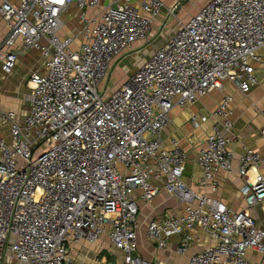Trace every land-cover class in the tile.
<instances>
[{"label":"built area","instance_id":"1","mask_svg":"<svg viewBox=\"0 0 264 264\" xmlns=\"http://www.w3.org/2000/svg\"><path fill=\"white\" fill-rule=\"evenodd\" d=\"M164 0H0L8 31L0 43L5 74L19 53L36 49L43 72L31 75V109L0 107V264H80L73 246L107 235L123 253L118 263L155 264L136 255L141 227L139 200L164 190L183 209L151 219L147 237L164 247L183 237L185 254L200 227L210 237L187 264H250V248L264 253V227L250 209L264 200V156L245 149L239 158L246 206L233 210L184 179L186 152L162 131L176 106H187L224 80L243 92L257 83L255 64L264 51V0H207L173 35L128 75L108 88L114 62L143 39L160 16ZM179 2L169 8L175 13ZM75 9L77 34L64 32ZM91 10H94L92 13ZM106 84V85H105ZM231 97L214 111L221 119L199 149L202 184L216 189L219 170H230L233 152L220 129L233 127ZM207 116L193 114L199 127ZM264 141V126L261 128Z\"/></svg>","mask_w":264,"mask_h":264},{"label":"crops","instance_id":"2","mask_svg":"<svg viewBox=\"0 0 264 264\" xmlns=\"http://www.w3.org/2000/svg\"><path fill=\"white\" fill-rule=\"evenodd\" d=\"M107 1L104 0V3ZM176 1L164 0L165 4L170 2V6ZM201 5L186 15L183 20L194 14ZM166 7L169 8L165 5L163 10H166ZM93 11L91 10L92 13H94ZM171 14L175 15L176 12L172 13L169 10L164 11L162 15L160 14L155 19L147 36L133 41L125 53L114 62L110 79L116 67L120 70V75L111 88L120 86L128 75L134 73L153 54L157 46L166 42L173 35L179 20L169 22V15ZM69 24L73 29L70 30L66 26L64 32L77 34L82 25V20L75 9L71 10ZM7 31V22L0 17V43ZM261 53L263 63L255 64L254 74L257 83L252 86L250 91L243 92L237 82L224 80L222 87L213 89L193 103L184 107H174L171 112L172 120L163 129L161 135L164 146L169 149L173 148V141H176L186 152L185 181L194 189L206 192L223 201L233 210H240L246 206L241 191L244 182L239 173L240 155L245 149L249 148L258 150L264 156V141L261 137V128L264 126V51L262 50ZM34 59L42 61L41 54L38 50L29 48L18 54L17 64L12 73L5 74L0 66V107L18 111L23 120L31 109L29 94L32 92L31 85L33 83H29L30 77L35 72H41L34 65ZM127 62L129 64H125ZM226 96L231 97L230 118L233 121V127L227 130L220 124V129L229 138L228 147L233 152L234 159L230 170H219L217 172L216 189H213L210 183H201L203 171L196 162V156L199 149L205 144L208 134L212 132L213 125L220 121L221 118L216 116L214 111ZM193 114L205 115L207 119L199 127H195L191 120ZM8 134V125L0 127V136L8 138ZM260 171L264 173V165L260 168ZM139 205L141 227L138 232V248L134 254L151 259L155 264H187L191 254L202 250L210 242L208 234L200 227H196L194 231L196 238L185 254L177 251L183 237L182 234H174L166 246H158L146 235L148 223L151 219L161 218L168 213H180L183 205L178 197L168 194L164 190H161L151 202L139 200ZM250 212L257 224L264 227V200L252 207ZM73 252L75 259L80 264L118 263L123 258L122 251L111 245L107 235H103L95 244L87 242L75 244ZM247 258L250 264H264V253L256 248L249 249Z\"/></svg>","mask_w":264,"mask_h":264},{"label":"rangeland","instance_id":"3","mask_svg":"<svg viewBox=\"0 0 264 264\" xmlns=\"http://www.w3.org/2000/svg\"><path fill=\"white\" fill-rule=\"evenodd\" d=\"M169 1H172V0H169ZM177 1L179 2V5H178L177 9L175 10L176 14L175 15H173V14L169 15V22H173L174 20L177 22L179 19L183 20L186 15H188L191 11L195 10V8L197 6L201 5L206 0H177ZM170 4H171L170 2H169V4L166 3V5L169 7H170ZM164 11H168V8L166 7V10H163L161 12V15L164 13ZM63 17L65 20H67L66 25L70 28V30H72L73 28L71 27V24H69L70 15L69 14L63 15ZM33 63H35L34 65L37 66L41 72L44 71L43 70V67H44L43 61L34 59ZM125 64H129V62H127ZM0 66H1V64H0ZM121 68H122V66H121ZM119 75H120V70L117 69V67H116L114 69L112 76H111V79L108 80V85H107L108 88H111L112 86H114L115 82H117V78ZM29 97H30V94H29Z\"/></svg>","mask_w":264,"mask_h":264},{"label":"bare ground","instance_id":"4","mask_svg":"<svg viewBox=\"0 0 264 264\" xmlns=\"http://www.w3.org/2000/svg\"><path fill=\"white\" fill-rule=\"evenodd\" d=\"M33 86V85H32Z\"/></svg>","mask_w":264,"mask_h":264}]
</instances>
